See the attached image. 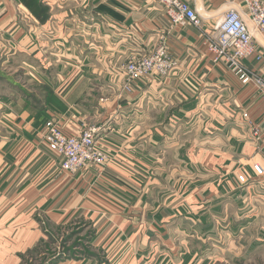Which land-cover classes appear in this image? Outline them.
I'll use <instances>...</instances> for the list:
<instances>
[{"label": "crops", "instance_id": "1", "mask_svg": "<svg viewBox=\"0 0 264 264\" xmlns=\"http://www.w3.org/2000/svg\"><path fill=\"white\" fill-rule=\"evenodd\" d=\"M185 1L209 23L236 5ZM161 39L174 68L123 92L122 63ZM245 63L264 69V60ZM263 114L254 84L213 63L199 30L171 26L157 0H0V217L35 205L62 232L71 215L86 220L88 247L71 234L55 264H256L264 173L252 165L264 169ZM51 117L72 133L99 127L103 172L60 168L40 135ZM18 218L23 227L0 231V264H20L48 238L32 217Z\"/></svg>", "mask_w": 264, "mask_h": 264}, {"label": "built area", "instance_id": "2", "mask_svg": "<svg viewBox=\"0 0 264 264\" xmlns=\"http://www.w3.org/2000/svg\"><path fill=\"white\" fill-rule=\"evenodd\" d=\"M157 1L164 8L171 26L190 24L196 27L212 62L224 65L241 80L251 81L264 105V69L254 70L245 63V60H251L253 64L264 60L254 35L257 32L264 36V0H231L236 5L227 8L213 23L206 22L185 0ZM163 39L148 54L132 57L121 65L123 92H130L132 84L144 77H163L171 72L176 59L168 51ZM250 127L253 137L258 138L259 122H250ZM99 131L98 126L88 125L79 133L68 135L59 125L50 124L43 141L59 157L60 168L74 172L82 169L87 159L100 156V153H96ZM252 169L258 176L264 173L259 163H254Z\"/></svg>", "mask_w": 264, "mask_h": 264}, {"label": "rangeland", "instance_id": "3", "mask_svg": "<svg viewBox=\"0 0 264 264\" xmlns=\"http://www.w3.org/2000/svg\"><path fill=\"white\" fill-rule=\"evenodd\" d=\"M124 63H122V64H124ZM243 116L247 117V113H244ZM50 124L51 125H59L60 128L64 131V133H66L68 135H75V134L79 133L84 127L89 125L88 123H85L83 125V128H81L80 131H78L77 133H72L71 131H68L64 128L62 123H60V119H56V118L51 117L48 120H46L45 123L43 124V126L41 127L40 135L42 137V140H43V135H44L47 127ZM46 147H47V145H46ZM47 149H48V151H50V149L48 147H47ZM97 149L99 151L96 150V153H100V156L99 157L95 156V157H91V158L87 159L85 161V166L82 167V169H86V168H90V167H96L99 169L100 173L103 172L104 167L109 162V156L107 154L106 149L103 146L99 145V146H97ZM56 157L58 158V160H60L58 156H56ZM82 169H79V170L77 169L74 172H68L65 170H63V171H65L67 173L74 174V173H76ZM9 205H10V203L7 202V206H3V210L7 209ZM25 214L29 215V217H32V219L34 221V225L39 226V228L43 232L48 231L49 237L42 239V244L39 243V241H38L37 244H35V246L37 245L36 247L34 246L33 248L28 249L26 252L24 251L20 255V264H47V261L49 259H52L53 257L58 258V256H59L58 252H61L63 250V246H62V244L64 243V241L62 240L63 237L65 235H71L72 233L75 236L76 240L78 239V241H79L78 243L82 249L84 247H88L87 242H89V233H88V231H89L88 226L89 225H88V222L86 220H84L80 217H77L76 215L75 216L71 215L70 220L64 226L66 232L65 231L62 232V228H59V230L61 231L60 232L56 226H51L52 222L49 221V218L47 217L46 212L43 211L41 208H37V206H35V205L28 207L21 214H18L17 216H15L14 214H10V215L14 216V219H12L11 221L5 222L4 219L2 217H0V225H1L0 231L5 230L4 228L12 229V232H10L12 234L19 227H23L24 226V223L22 222L23 220H21L18 217L19 216L23 217ZM112 214L117 215L118 213L116 211H113ZM6 231H8V230H6ZM80 233H84V234H80ZM59 236H62V237L58 238ZM7 241H8V243H7L8 246H10L11 241H9V240H7ZM59 242H60V246L58 247ZM70 246H72V245H69V247ZM86 249L87 248H85V250ZM28 251H29V253H28ZM75 255H77V254H75ZM62 256L66 257L67 254L64 253ZM211 258L212 257H210V259ZM214 258L212 259L213 261H214ZM220 258H222V260H215L214 263H216V264H228L224 261L223 257H220ZM227 259L230 260L231 257H228ZM259 260L256 259V261L254 263L258 264L259 262H261V264H262L264 262V258H259ZM3 262L9 263V260L4 259Z\"/></svg>", "mask_w": 264, "mask_h": 264}, {"label": "trees", "instance_id": "4", "mask_svg": "<svg viewBox=\"0 0 264 264\" xmlns=\"http://www.w3.org/2000/svg\"><path fill=\"white\" fill-rule=\"evenodd\" d=\"M57 229L59 230V228L57 227ZM60 231V230H59ZM61 232V231H60ZM47 234H48V231H47ZM73 234V233H72ZM48 237H49V235H48ZM70 237V235H65L63 238V241H64V243L62 244V246L67 242L66 240H67V238H69ZM39 243H41L42 244V240L39 242ZM37 246V245H36ZM35 246V247H36ZM28 253H29V251H28ZM67 254V256H68V248L66 249L65 247H63V250L61 251V252H58V258H55V257H53L52 259H49L48 261H47V264H55L56 263V261L57 260H59V259H61V258H64V256H62L63 254Z\"/></svg>", "mask_w": 264, "mask_h": 264}, {"label": "water", "instance_id": "5", "mask_svg": "<svg viewBox=\"0 0 264 264\" xmlns=\"http://www.w3.org/2000/svg\"><path fill=\"white\" fill-rule=\"evenodd\" d=\"M202 17H204L198 10H196Z\"/></svg>", "mask_w": 264, "mask_h": 264}]
</instances>
